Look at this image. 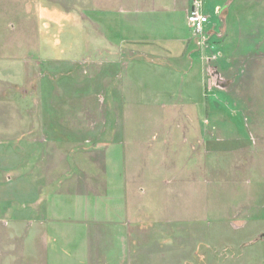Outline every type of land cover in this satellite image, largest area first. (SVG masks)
I'll list each match as a JSON object with an SVG mask.
<instances>
[{
  "label": "rangeland",
  "instance_id": "1",
  "mask_svg": "<svg viewBox=\"0 0 264 264\" xmlns=\"http://www.w3.org/2000/svg\"><path fill=\"white\" fill-rule=\"evenodd\" d=\"M203 13L0 0V262L264 264V0Z\"/></svg>",
  "mask_w": 264,
  "mask_h": 264
},
{
  "label": "crops",
  "instance_id": "2",
  "mask_svg": "<svg viewBox=\"0 0 264 264\" xmlns=\"http://www.w3.org/2000/svg\"><path fill=\"white\" fill-rule=\"evenodd\" d=\"M193 2H194V0H182V7H185V9H186V13H188V11L191 9V7L193 6ZM220 6H217V8H218V11H220L221 12V10H223V9H220L219 8ZM225 8H227V7H225ZM224 8V9H225ZM228 11V10H227ZM240 91H237V93H243V89L241 90V89H239ZM219 93H221V94H225V95H227V94H229V95H232V94H236V91H234V92H232V91H228V90H226V88H221V90H219L218 91ZM236 96H234L233 98H235ZM235 101H237L236 102V104L237 105H240L241 104V106L243 105V103H244V101L243 102H238V100H237V98L235 99ZM225 122H227V120L225 121ZM225 125H230V126H234L235 127V125H234V123L233 122H230L229 124L228 123H226ZM247 125L248 126H250L248 123L246 124V128H247ZM252 125V128H253V125H254V123H252L251 124ZM250 128V129H248V131H249V136H251V137H254V135H256V136H258L259 135V133H260V131L261 130H259L258 128ZM231 132V135H233L235 138H240L241 139V133H239V131L236 129V128H234V131L232 130V131H230ZM261 132H263V131H261ZM239 134V135H238ZM264 134V133H263ZM241 135V136H240ZM243 137V136H242ZM39 205H38V207L37 208H39V206H40V204H41V201H39V203H38ZM13 211H14V207H13V204H6L5 205V207L1 210V212H0V215H3L2 217H5V218H7L8 220L7 221H9V220H12V218H13V216H14V213H13ZM40 210L38 209V213H41V211L39 212ZM41 215H42V213H41ZM53 215V214H52ZM43 220H45V219H43ZM3 228V227H2ZM10 234H13V228H11V230H10ZM117 234L118 233H116V231H114V232H112V236L113 237H117ZM118 238V237H117ZM8 252H6V255H8L7 254ZM9 257V258H8ZM8 257L7 256H4V257H2V261H5V260H7V259H10V254L8 255ZM4 259V260H3ZM0 262V264H3L4 262Z\"/></svg>",
  "mask_w": 264,
  "mask_h": 264
},
{
  "label": "built area",
  "instance_id": "3",
  "mask_svg": "<svg viewBox=\"0 0 264 264\" xmlns=\"http://www.w3.org/2000/svg\"><path fill=\"white\" fill-rule=\"evenodd\" d=\"M190 27L198 34V42L205 43L208 39L205 27L209 24V16L203 13V0H194L193 6L187 14Z\"/></svg>",
  "mask_w": 264,
  "mask_h": 264
}]
</instances>
